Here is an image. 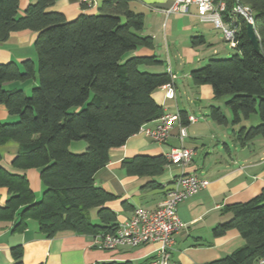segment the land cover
Masks as SVG:
<instances>
[{"label":"trees","instance_id":"16d2710c","mask_svg":"<svg viewBox=\"0 0 264 264\" xmlns=\"http://www.w3.org/2000/svg\"><path fill=\"white\" fill-rule=\"evenodd\" d=\"M20 1L0 0V42L13 33L33 31L37 33V60L25 61L22 71L13 63L0 64V106L18 119L13 123L0 121V146L9 141L19 144L12 166L23 171L37 169L43 195L36 200L27 177L0 164V188L9 194L0 207V221L14 222L17 232L35 221L47 238L64 231L91 237L114 234L119 226L117 215L106 204L116 197L96 185L95 175L109 164L112 149L124 146L143 126L164 116L153 93L173 86V77L169 72H141L142 66L163 65L156 56H131L139 49L154 48L153 38L142 34L144 14L130 7L133 0H107L98 14H81L72 21L47 10L57 0H35L19 16ZM224 1L227 11L232 12L235 0ZM240 1L255 14L258 49L249 40L247 24L241 21L235 49L239 54L210 60L203 68L191 71L190 78L194 86H211L215 101L230 97L226 105L232 112L233 126L259 115L258 126L234 131L238 142L247 146L256 138L264 139V0ZM82 8L87 9L85 5ZM191 44H205V39L193 37ZM29 81L38 82L29 95L21 89H5L6 84ZM209 116L219 125L228 124L220 108L211 106ZM181 120L188 124L184 113ZM77 141L86 142L85 152L69 150ZM172 164L163 155L136 156L123 160L122 167L128 176L154 177ZM147 187L161 185L151 182ZM92 210H96L97 223L91 220ZM224 211L233 217L216 226L213 236L235 230L245 245L208 264H254L264 258V191L247 202L227 205ZM11 253L19 261L15 264H23L22 246L13 247Z\"/></svg>","mask_w":264,"mask_h":264},{"label":"crops","instance_id":"0c3cea01","mask_svg":"<svg viewBox=\"0 0 264 264\" xmlns=\"http://www.w3.org/2000/svg\"><path fill=\"white\" fill-rule=\"evenodd\" d=\"M105 1L107 0H97V7L84 10L78 0H57L47 10L60 12L68 21H72L81 14H98ZM174 1L133 0L130 3L134 12L145 16V27L142 34L151 36L154 40L153 49H139L131 56H156L158 58L166 53L164 61L158 58L163 65L144 66L140 69L149 71L154 67L160 70L159 73L172 72L175 76L174 85L156 90L153 98L163 108L164 115H178L180 120L174 123V128L166 143L154 142L140 131L129 138L124 146L112 149L110 162L97 172L95 183L116 197L115 200L108 202L106 207L116 213L118 224H121L129 219L134 209L138 207L147 210L156 209L164 200L166 192L176 177L187 173H197L200 177L207 179L209 186L206 189L178 205L177 213L185 227L174 236L170 264H208L230 255L245 245V240L237 231L231 230L222 237H214L213 229L232 219V214L224 211L227 205L247 202L264 191V148H262L264 143L256 147L255 142L258 140L256 138L247 146H242L238 142L232 149L226 142L219 140L224 146V151L217 148L210 151L206 150L202 135L188 133L187 129L191 124L184 125L181 114L186 115L185 122H187V116L193 115L187 112V104L183 102L182 96H186L187 101L195 99L194 101L199 105L200 101L213 99V90L209 85L194 86L188 70L183 76V84L180 85L177 82L178 70L172 66L171 60L177 58L181 64L191 67L206 59L205 52L191 44V38L194 36H203L205 44L214 47L206 56L218 55L222 50L212 43L215 36L214 29L212 25L199 21L196 7L192 6L187 15L168 17L164 13V10L169 8ZM34 3L35 0H21L19 16H23L29 5ZM36 39L37 33L30 30L11 34L7 41L0 42V64L13 63L22 71V64L25 61L36 62L37 54L34 51ZM163 45L164 48H162ZM166 61L167 66L164 67ZM27 83L13 82L6 84L5 89L26 91L27 87L24 85ZM170 88L174 91L173 99L166 97ZM17 120V117L9 115L5 106H0L2 123H13ZM145 126L153 127L154 123ZM182 126H185L187 132V137L183 141L179 137ZM73 144L71 143L70 147ZM176 147L191 149L195 152L189 165L173 162L162 175L154 177L128 176L122 167L125 159L136 156H167L170 150ZM80 149L79 151L83 152L86 146ZM19 150L20 146L15 141H9L0 146V164L11 173L25 175L31 190L35 193L36 200H40L43 195V186L39 171L37 169L23 171L12 166V161L19 154ZM151 182H156L161 187H147ZM8 198L7 189L0 188V207L5 205ZM14 225V222L0 221V264L19 262L11 253L15 246L23 248L21 259L23 264H98L111 261H131L133 264L147 262L149 264L157 254L158 245L102 251L93 246L91 236L64 231L53 238H47L39 232L35 221H29L27 229L23 232L14 231Z\"/></svg>","mask_w":264,"mask_h":264},{"label":"built area","instance_id":"2783aa9c","mask_svg":"<svg viewBox=\"0 0 264 264\" xmlns=\"http://www.w3.org/2000/svg\"><path fill=\"white\" fill-rule=\"evenodd\" d=\"M87 8L97 7V0H78ZM197 9V17L203 24L212 25L214 30L222 32L224 40L232 49H237L239 34L241 32V21L254 27L255 14L253 10L235 0L232 12L227 11L224 0H175L172 5L164 10L169 17L172 15H187L190 8ZM227 14V16H226ZM173 80L175 76L171 71ZM170 86V85H169ZM174 91L170 88L166 97L173 99ZM178 115H164L154 121L153 127L143 126L142 133L157 143H166L174 128V123L179 121ZM188 124H194L198 119L188 116ZM180 140L187 137L185 126L180 129ZM195 152L191 149L176 147L167 154L172 162H180L189 165ZM209 186V181L200 177L197 173H187L176 177L164 200L154 210L141 207L134 209L129 219L119 224L114 234H99L93 238V246L102 251H118L136 249L145 245H158L156 257L149 264H170L171 250L174 245V236L178 234L185 224L180 220L178 205ZM254 264H264V258L258 259Z\"/></svg>","mask_w":264,"mask_h":264},{"label":"rangeland","instance_id":"374dc122","mask_svg":"<svg viewBox=\"0 0 264 264\" xmlns=\"http://www.w3.org/2000/svg\"><path fill=\"white\" fill-rule=\"evenodd\" d=\"M213 31H214L213 34L215 36L213 37V41L212 40L211 41H212V43L216 44V47H218L220 50H222L220 52V54L210 55V57H209V55L206 56L209 51L213 50L214 47L209 46L207 44H199L196 47L200 48V50L205 52L204 57L206 59H204L203 61H200V62H198L195 65L190 67V66H185V65L181 64L180 60H178L177 58H175V60L174 59L171 60L172 66L178 70V72H177L178 81L177 82L180 85L183 84V82H184L183 76L187 72V70H188V72L191 73V71H193V70H198V69H201L204 66H206L210 60L228 59L234 55L239 54L238 51H236L235 49H232L229 46V44L225 42L221 31H219V30H213ZM213 34H211V35H213ZM194 37H197V36H194ZM186 38H188V40L190 39V37H186ZM171 46L173 48V45H171ZM162 48H164V45L162 46ZM34 51H35V49H34ZM165 54H162L161 57H158V58H161V60L164 61L165 60L164 59ZM209 54H211V53H209ZM36 59H37V56H36L35 60ZM166 66H167V61H166V63H164V67H166ZM142 68H143V66H142ZM141 72L159 74L160 70L158 68L153 67L149 71L141 70ZM35 86H38V82L34 83V81H31V82H28L26 85H24V87H27V89L25 91L26 94L29 95L32 91V87H35ZM182 97H183V102L185 104H187V108H188L187 112L190 115H193L194 117H196L198 119L197 123L191 124L188 127V129H187L188 133L189 134L197 133L198 135H202V137L204 138L203 141L206 144V147H205L206 150L212 151V149L214 150L217 148V149H220L222 151L224 149V146H223L222 142L221 143L219 142V140L226 142L233 149L235 147V145L238 144V140H236V138L234 137V131H238L242 127L249 128L252 126H258L261 123L259 115L254 114L251 116V118L249 120H244L240 125L233 126L232 125L233 115H232L231 110L226 105V102L230 99L229 96H225L221 100H218V101H215L214 99L203 100V101H200L199 105L196 104V102L194 101L195 99L187 101L186 96L183 95ZM211 106H214V107L221 109V112L223 113V115L228 120L227 125H219L210 118L209 115H210ZM73 143H72L73 144L72 147H70V150L72 153L80 154V153H83L86 151V149L83 152L79 151V150H81L80 149L81 147H85V146L87 147V144L85 141H77V142H73ZM262 143H264V139L259 137L258 140L255 142V146L256 147L262 146L261 145ZM262 148H264V146H262ZM216 157H217V154L215 152V158ZM90 217H91V220L93 221V223L98 222L97 216H96V210H92L90 212Z\"/></svg>","mask_w":264,"mask_h":264},{"label":"water","instance_id":"95a60500","mask_svg":"<svg viewBox=\"0 0 264 264\" xmlns=\"http://www.w3.org/2000/svg\"><path fill=\"white\" fill-rule=\"evenodd\" d=\"M247 34L254 48L258 49L257 35L255 33L254 27L251 24L247 25Z\"/></svg>","mask_w":264,"mask_h":264}]
</instances>
